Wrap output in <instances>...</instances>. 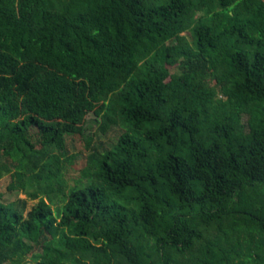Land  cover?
<instances>
[{
  "label": "trees",
  "instance_id": "16d2710c",
  "mask_svg": "<svg viewBox=\"0 0 264 264\" xmlns=\"http://www.w3.org/2000/svg\"><path fill=\"white\" fill-rule=\"evenodd\" d=\"M6 175L0 264H264V0H0Z\"/></svg>",
  "mask_w": 264,
  "mask_h": 264
},
{
  "label": "rangeland",
  "instance_id": "374dc122",
  "mask_svg": "<svg viewBox=\"0 0 264 264\" xmlns=\"http://www.w3.org/2000/svg\"><path fill=\"white\" fill-rule=\"evenodd\" d=\"M121 133L122 129L118 127L112 132L105 134L102 130L101 120L93 114L88 117L87 135L94 139L95 147H101L104 145L106 148H109L118 140ZM67 145L70 151V168L67 173V179L71 185H75L80 179H84L83 171L87 165V159H85V157L88 156L89 153L85 152L82 144L74 143L71 138L67 139ZM11 181L12 177L10 175H6L2 178L0 180V191L6 193L9 192ZM85 181H87V179ZM20 198L26 200L29 199L27 194H21ZM38 202L39 201L30 200L29 209L31 210Z\"/></svg>",
  "mask_w": 264,
  "mask_h": 264
}]
</instances>
